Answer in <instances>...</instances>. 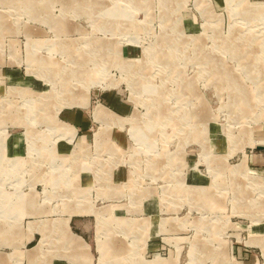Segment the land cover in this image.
<instances>
[{"label": "rangeland", "instance_id": "374dc122", "mask_svg": "<svg viewBox=\"0 0 264 264\" xmlns=\"http://www.w3.org/2000/svg\"><path fill=\"white\" fill-rule=\"evenodd\" d=\"M70 212L95 264H264V0H0V264L88 259Z\"/></svg>", "mask_w": 264, "mask_h": 264}, {"label": "crops", "instance_id": "0c3cea01", "mask_svg": "<svg viewBox=\"0 0 264 264\" xmlns=\"http://www.w3.org/2000/svg\"><path fill=\"white\" fill-rule=\"evenodd\" d=\"M65 113L66 112L62 113V115H61L62 118L71 121L76 126H84V125L86 126L88 124V122H87V120H88L87 117L88 116L86 117L80 111H75V112L71 111L68 114H65ZM107 206L108 207H106V209H109V208L111 209V207H112L111 204H109ZM113 209H114V207H113ZM70 213H71L70 216L65 218V219L69 218L68 223H67L69 231H70V233H74V234L80 236L84 240V242L87 245V249L85 250V252L87 253L88 259L86 258V260L83 261V259H85V258H80L79 257V254H81V251L79 250L77 243H74L73 241H68L69 240L68 239L69 235L66 232V235H68V236L61 238V242L59 243L58 248L55 249L54 251L52 250V252H50L48 258L44 259V262H42L38 258V262L40 264H95L93 262L94 255H93L92 251H89L91 249L90 245L87 243V241L85 240V238L82 235L78 234V233H82L84 231L86 232L88 227H89V223H84L82 221V220H85V218L83 216H80L79 214H74V213L72 214V212H70ZM77 215H79V216H77ZM121 218H123L122 220L135 221V219H130L128 217H118V216H114L113 219L112 218L109 219L108 217H106L105 219L110 221V220H119ZM154 220H155V217L152 216L151 217V224H150V226H151V234L152 235H153V231L155 232L154 223H153ZM108 229H110L109 226H108ZM44 231L45 232H34L33 233V235L39 236L38 237V241H37L38 243H40L41 241L44 240L43 239V234L45 235L46 241H48V239L46 238V237L50 236V234L48 233V229H45ZM35 246H33L31 248V250H30L31 253L30 254L34 253L32 249L35 248ZM71 247L73 248L72 251H74V252H72V254L69 255L67 252H70L69 248H71ZM97 249H98V244H97ZM97 249H95V250L98 251ZM43 251L44 250L41 249L40 253H43ZM83 252H84V250H82V253ZM100 256H101V254H100ZM28 264H30V263H28Z\"/></svg>", "mask_w": 264, "mask_h": 264}, {"label": "water", "instance_id": "95a60500", "mask_svg": "<svg viewBox=\"0 0 264 264\" xmlns=\"http://www.w3.org/2000/svg\"><path fill=\"white\" fill-rule=\"evenodd\" d=\"M259 148H261V149H262V148H263V146H259Z\"/></svg>", "mask_w": 264, "mask_h": 264}, {"label": "bare ground", "instance_id": "6f19581e", "mask_svg": "<svg viewBox=\"0 0 264 264\" xmlns=\"http://www.w3.org/2000/svg\"><path fill=\"white\" fill-rule=\"evenodd\" d=\"M256 9V8H255ZM249 16V15H248ZM231 46V45H230ZM243 51V50H242ZM235 52H237V51H235ZM246 53V52H245ZM167 55V54H166Z\"/></svg>", "mask_w": 264, "mask_h": 264}]
</instances>
